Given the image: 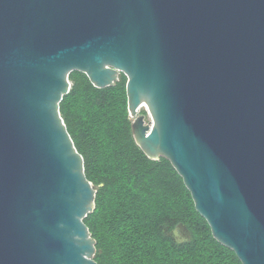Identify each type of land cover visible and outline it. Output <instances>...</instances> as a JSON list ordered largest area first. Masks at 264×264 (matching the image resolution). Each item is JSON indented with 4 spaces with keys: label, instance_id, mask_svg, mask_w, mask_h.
<instances>
[{
    "label": "water",
    "instance_id": "obj_1",
    "mask_svg": "<svg viewBox=\"0 0 264 264\" xmlns=\"http://www.w3.org/2000/svg\"><path fill=\"white\" fill-rule=\"evenodd\" d=\"M72 71L126 76L136 143L264 264V0H0V264H97L96 189L59 109Z\"/></svg>",
    "mask_w": 264,
    "mask_h": 264
},
{
    "label": "trees",
    "instance_id": "obj_2",
    "mask_svg": "<svg viewBox=\"0 0 264 264\" xmlns=\"http://www.w3.org/2000/svg\"><path fill=\"white\" fill-rule=\"evenodd\" d=\"M69 81L59 109L96 189L95 207L84 218L96 241V263L241 264L213 238L171 163L149 158L136 143L126 76L105 88L80 71H72Z\"/></svg>",
    "mask_w": 264,
    "mask_h": 264
},
{
    "label": "clouds",
    "instance_id": "obj_3",
    "mask_svg": "<svg viewBox=\"0 0 264 264\" xmlns=\"http://www.w3.org/2000/svg\"><path fill=\"white\" fill-rule=\"evenodd\" d=\"M173 236L176 237V243H182L184 241V237L181 235V233L179 232V230L177 229H173Z\"/></svg>",
    "mask_w": 264,
    "mask_h": 264
},
{
    "label": "rangeland",
    "instance_id": "obj_4",
    "mask_svg": "<svg viewBox=\"0 0 264 264\" xmlns=\"http://www.w3.org/2000/svg\"><path fill=\"white\" fill-rule=\"evenodd\" d=\"M139 114L144 115V120H145L146 122H148V121L150 120V116H149V114L147 113V110H146L145 107H141V108H140V110H139Z\"/></svg>",
    "mask_w": 264,
    "mask_h": 264
},
{
    "label": "bare ground",
    "instance_id": "obj_5",
    "mask_svg": "<svg viewBox=\"0 0 264 264\" xmlns=\"http://www.w3.org/2000/svg\"><path fill=\"white\" fill-rule=\"evenodd\" d=\"M141 107H144V106H141ZM141 107H140V108H141Z\"/></svg>",
    "mask_w": 264,
    "mask_h": 264
}]
</instances>
